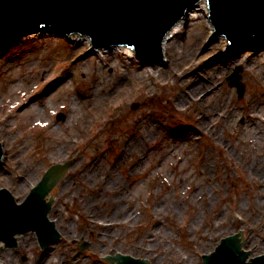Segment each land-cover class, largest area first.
Returning <instances> with one entry per match:
<instances>
[{"label":"rangeland","instance_id":"obj_1","mask_svg":"<svg viewBox=\"0 0 264 264\" xmlns=\"http://www.w3.org/2000/svg\"><path fill=\"white\" fill-rule=\"evenodd\" d=\"M207 14L191 13L164 59L149 64L135 49L94 50L89 37L53 27L0 52V188L20 202L48 166L72 158L46 194L55 197L48 216L59 238L45 248L34 231L15 246L1 241L0 264H113L106 258L118 253L204 264L203 255L241 229L250 259L264 252V37L243 41L247 48L258 40L249 59H227L243 42L209 38ZM238 65L240 98L227 80ZM202 80L213 90L177 102ZM96 84L99 106L85 98ZM149 122L156 132L141 140ZM128 141L134 147L124 153Z\"/></svg>","mask_w":264,"mask_h":264},{"label":"water","instance_id":"obj_2","mask_svg":"<svg viewBox=\"0 0 264 264\" xmlns=\"http://www.w3.org/2000/svg\"><path fill=\"white\" fill-rule=\"evenodd\" d=\"M198 1L0 0V52L27 32L42 26H55L66 32L88 34L91 47L128 44L135 48L137 56L144 62L155 61L162 58L166 34ZM208 4L209 17L216 29L209 38L224 34L237 43L252 35L264 36V0H208ZM241 71L242 67L238 65L227 76L229 85L236 86L239 97L245 89L244 82L240 80ZM136 106V103L132 105L133 108ZM57 118H64V114L58 113ZM3 154L0 140V161ZM71 159L54 163L20 202L10 190L0 188V241L7 246H15L17 235L34 231L45 248L59 238L54 221L48 217L55 197L45 198L65 175V166ZM244 239L243 229L239 234L221 238L215 251L203 255L204 264H264V253L250 259L249 249L242 248ZM106 261L113 264H152L148 259L121 253L109 255Z\"/></svg>","mask_w":264,"mask_h":264},{"label":"bare ground","instance_id":"obj_3","mask_svg":"<svg viewBox=\"0 0 264 264\" xmlns=\"http://www.w3.org/2000/svg\"><path fill=\"white\" fill-rule=\"evenodd\" d=\"M208 9V5H207V3H206V0H199L198 1V3L197 4H195V6L194 7H192V8H190L187 12H186V14L184 15V17L182 18V19H179L178 20V22L169 30V32L166 34V38H165V40H164V42H163V48L164 47H166V44H167V40L169 39V38H171L173 35H174V33L175 32H177V31H179L178 29L180 28V26H181V24H182V22H185L186 21V19L188 18V16L191 14V13H194L196 10L197 11H204V15H205V11ZM41 30H44V28H42ZM69 38H77L78 36H79V38H81V39H88V36H81V35H79L78 33H71V34H68L67 35ZM255 41V43H252L250 46H248L247 48H245V42H243L241 45H239L240 47H243V48H241V49H238L236 52H237V54L234 52V53H230V52H225V54H226V58L227 59H230L231 60V58L234 56V55H238V53L239 54H243V55H246L245 57L247 58V59H249L254 53H256V51L259 49V43H258V40H254ZM227 43H228V40H224V39H221V44L223 45V46H226L227 45ZM258 44V45H257ZM109 49H112V50H114V51H121V52H125L126 54H128V55H131L132 54V49L131 48H129L128 46H126V45H112V47L111 48H109ZM99 50H100V48H99ZM98 50V51H99ZM101 52V51H100ZM99 52V53H100ZM104 52V51H103ZM149 63H152V62H143V64H149ZM159 68H160V66L159 65H156L155 66V70H159ZM158 73H160V72H158ZM99 81V80H98ZM98 81H97V83H98ZM97 85V84H96ZM101 85L100 84H98L96 87H95V89L93 90V91H91V93H89L87 96H85V98L87 99V101L88 102H90L91 104H93L94 106H99L100 105V102L102 101V99L104 98V95H102L101 93L102 92H100L99 91V87H100ZM210 86L212 87L213 86V83L211 84V85H209V84H206L203 80L202 81H200V82H198V81H196V82H194L193 84H192V86L186 91V93H184L181 97L179 96L178 98H177V102L178 103H180V102H182L184 99H185V97L186 96H191V97H200V98H203L202 96H206V92L208 91V90H210V89H212L213 90V88H210ZM101 89V88H100ZM212 112H214V110H211L209 113H208V115H211V113ZM148 126H147V128H146V130L144 131V135L140 138L141 140H145L146 141V139L148 140V137L149 136H154V132H156V126L154 125V123L153 122H149L148 124H147ZM133 147H134V144H132L131 146H130V142L128 141L125 145H124V147H123V149H122V151L125 153V152H130L132 149H133ZM255 162L257 163V164H254V166H257V165H260V162H261V160H255ZM98 170V168L96 167V168H94L93 170H91V171H89L88 173L87 172H85V176H86V178L87 179H89V178H93L94 177V173L96 172ZM47 194H48V192H47ZM48 197V196H47Z\"/></svg>","mask_w":264,"mask_h":264}]
</instances>
